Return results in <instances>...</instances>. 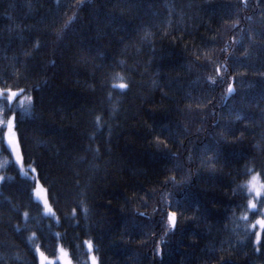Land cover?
<instances>
[{
	"label": "trees",
	"instance_id": "1",
	"mask_svg": "<svg viewBox=\"0 0 264 264\" xmlns=\"http://www.w3.org/2000/svg\"><path fill=\"white\" fill-rule=\"evenodd\" d=\"M261 72L264 0H0V88L35 98L13 108L17 141L55 213L8 162L0 264L59 244L89 264L86 241L98 264H264L246 185L264 183Z\"/></svg>",
	"mask_w": 264,
	"mask_h": 264
},
{
	"label": "snow or ice",
	"instance_id": "2",
	"mask_svg": "<svg viewBox=\"0 0 264 264\" xmlns=\"http://www.w3.org/2000/svg\"><path fill=\"white\" fill-rule=\"evenodd\" d=\"M79 6H80V4L78 2L77 7H79ZM147 35H148V33H145V37ZM145 37H141L140 39L143 40ZM32 56H33L32 52L25 53L26 59H31ZM18 62H21V61H18ZM22 63H23V67H24V74H26L28 72V65L26 63V60L23 61ZM121 64H124V61H114L113 64L108 65V67H113L114 65L118 66ZM126 70L127 71H135V69H126ZM217 71H219V70L217 69ZM259 75L262 79H264V72L259 73ZM105 83H106V79H105V81L101 82V87H104ZM131 83H132V81L129 78L128 84H121L119 87H120V89L130 90ZM26 91H28L27 88L21 89L19 91V93L16 91H12L8 88H4L3 90H0V98L4 99L5 104H10L15 99H19L20 96H23ZM227 92L228 93L235 92V89L231 83L228 84ZM109 95H111V93H109ZM164 95H166V94H164ZM26 98L34 107L35 98L31 95L27 96ZM13 111H14L13 108H11V107L8 108V112H13ZM112 111L113 112L115 111L114 107H113ZM100 112L102 114H107L105 109H103V108L100 109ZM261 115H262V117H264V112H262ZM5 116H6V119H0V132H3V137L7 143V146L9 148H11L12 153L15 155L16 163L20 164L22 161V157L20 154L19 145L17 143V129L19 128V124L22 123V121L16 115L8 116L7 113H5ZM237 119H240V117L237 116ZM102 120H103V115L94 114V123L97 126H99V124L101 123ZM109 130L111 131V128ZM221 135L223 136L224 141L226 143H228V142L235 143L236 141H238L239 139L242 138L243 134L241 133V136L233 137L231 141L228 139V135L226 133H222ZM208 170L214 171L215 169H214V167L210 166ZM245 170L250 171L249 169H247V166H245ZM33 171H35V169ZM260 175H264V170H262ZM34 183H36V182L34 181ZM248 187H249V193L252 195V199L247 200V207L249 209L254 210V211H258L262 216H264V183H260L258 181L257 175H253L251 177V181L249 182ZM31 191L34 192L36 198L39 200V199H42L41 194L45 192V189L40 187L39 183H36L35 189H31ZM257 199H259V204L261 205L260 207H258V204L256 202ZM43 207H44V211L46 214L55 216V213L53 212L52 207L49 205L48 199H43ZM84 211H85V213H87L88 209L85 208ZM25 215H27V213ZM141 215H143V214L141 213ZM167 222H168V225L170 228H175L177 225V213L174 211L168 212ZM255 224L259 225L260 229L264 230V218L256 220ZM253 234L255 235V243L260 244L262 247H264V238H262L261 233L255 232ZM241 239H243V237H241ZM86 243L89 247V250L91 251L92 250V242L86 241ZM257 250H259V249H257ZM221 251H224V250L221 249ZM37 252L39 253V256H40V264H46V262H47V264H51V261H48V258L45 256V254L43 252H41L39 250V248L37 249ZM59 252H60V259L63 261V264H71V261L68 259V253L62 247L59 249ZM156 254L157 255L161 254V250L159 247H157V249H156ZM226 259H229V257L226 255H220L216 261V264H224V261ZM91 264H98V260H97V257L95 255H93L91 257Z\"/></svg>",
	"mask_w": 264,
	"mask_h": 264
},
{
	"label": "rangeland",
	"instance_id": "3",
	"mask_svg": "<svg viewBox=\"0 0 264 264\" xmlns=\"http://www.w3.org/2000/svg\"><path fill=\"white\" fill-rule=\"evenodd\" d=\"M8 89H10V90H12V91H16V92H18V93H19V91L21 90V89H15V90H14V89H11V88H8ZM0 90H3V88H0ZM29 95H30V94H29L28 92H25V94H24L23 96H20L19 99H15V100H14L12 103H10V104H5L4 99H3V98H0V119H6L5 113H7L8 116H12V115H14V112H8V108H9V107H11V108H22V109H26L27 107H29L30 102H29V101L27 100V98H26V97L29 96ZM1 133H2V136H3V132H1ZM3 139H4V137H3ZM4 141H5V140H4ZM5 143H6V141H5ZM17 143H18V141H17ZM6 146H7V143H6ZM7 147H8V146H7ZM8 149H9V155H4V156H6V157H4L3 155L0 154V181H1L2 178H3V173L1 172V169H3L4 166H6L8 162H11V161L14 162V163L19 167V169H20V171H21L22 174L28 176L29 178H31V179L33 180V187H32V189H35V187H36V183H39L40 187H42L43 189H45V192L41 194V195H42V199H39V200H38V199L36 198L34 192H33V197H34V198H35V199L41 204L43 214H45V215H47V216L55 217V216H52V215L46 214L45 211H44V207H43V199H48V201H49V198H48V195H47V189H46L45 185H43V184L39 181V179L36 177V172L33 171V170H34V166H33L32 164H26V163L23 161V159H22V161H21L20 164H17V163H16V157H15V155L12 153L11 148L8 147ZM20 154H21V153H20ZM21 157H22V156H21ZM253 175H257V177H258V181H259L260 183H263L262 180L260 179L259 174H257V173H252V175L250 176V178H249V180H248V184L246 183L248 190H249L248 185H249V182L251 181V177H252ZM34 181H35L36 183H34ZM249 199H252V195H250V198H249ZM256 202H257V201H256ZM49 205L52 207V204H51L50 201H49ZM52 209H53V207H52ZM53 212H54V209H53ZM262 218H264V216H260L258 219H262ZM258 219H257V220H258ZM261 230H262V229H260L259 225H257V227H256V232H260V233H261ZM86 245H87V243H86ZM61 247H62V248L68 253V259L71 261V264H73L72 259H71L70 255H69L68 250H67L65 247H63L61 244L58 245V247H57V251H56V253H55L54 255L46 254L44 251H42V250L40 249L39 246H37V247L35 248V250H36V253H37V257H38V264H40V256H39V253L37 252V249H38V248H39V250H40L41 252H43V253L45 254V256L48 258V261H51V264H63V261L60 259V252H59V249H60ZM87 248H88V250H89L88 245H87ZM93 255H95L94 252H93L92 250H91V251L89 250V254H88L89 264H91V257H92ZM95 256H96V255H95ZM46 264H47V262H46Z\"/></svg>",
	"mask_w": 264,
	"mask_h": 264
}]
</instances>
